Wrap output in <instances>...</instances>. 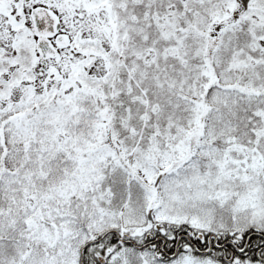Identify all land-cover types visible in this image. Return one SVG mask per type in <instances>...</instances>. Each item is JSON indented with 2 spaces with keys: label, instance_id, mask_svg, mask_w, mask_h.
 I'll return each instance as SVG.
<instances>
[{
  "label": "snow or ice",
  "instance_id": "6c2138e0",
  "mask_svg": "<svg viewBox=\"0 0 264 264\" xmlns=\"http://www.w3.org/2000/svg\"><path fill=\"white\" fill-rule=\"evenodd\" d=\"M0 264H264V0H0Z\"/></svg>",
  "mask_w": 264,
  "mask_h": 264
}]
</instances>
